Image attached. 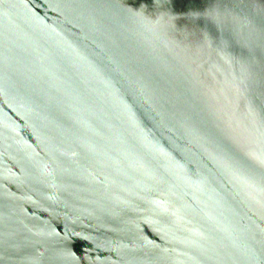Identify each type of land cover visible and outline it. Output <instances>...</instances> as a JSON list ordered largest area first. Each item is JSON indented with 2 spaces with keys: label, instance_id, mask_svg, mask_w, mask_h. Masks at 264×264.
I'll return each instance as SVG.
<instances>
[{
  "label": "water",
  "instance_id": "obj_1",
  "mask_svg": "<svg viewBox=\"0 0 264 264\" xmlns=\"http://www.w3.org/2000/svg\"><path fill=\"white\" fill-rule=\"evenodd\" d=\"M0 264H264V0H0Z\"/></svg>",
  "mask_w": 264,
  "mask_h": 264
}]
</instances>
